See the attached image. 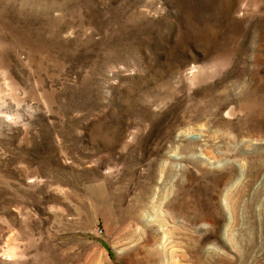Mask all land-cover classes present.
Returning a JSON list of instances; mask_svg holds the SVG:
<instances>
[{
	"label": "rangeland",
	"instance_id": "1",
	"mask_svg": "<svg viewBox=\"0 0 264 264\" xmlns=\"http://www.w3.org/2000/svg\"><path fill=\"white\" fill-rule=\"evenodd\" d=\"M0 264H264V0H0Z\"/></svg>",
	"mask_w": 264,
	"mask_h": 264
}]
</instances>
